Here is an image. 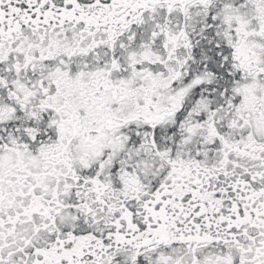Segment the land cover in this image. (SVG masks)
<instances>
[{
  "label": "snow or ice",
  "instance_id": "6c2138e0",
  "mask_svg": "<svg viewBox=\"0 0 264 264\" xmlns=\"http://www.w3.org/2000/svg\"><path fill=\"white\" fill-rule=\"evenodd\" d=\"M0 264H264V0H0Z\"/></svg>",
  "mask_w": 264,
  "mask_h": 264
}]
</instances>
